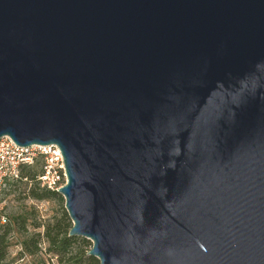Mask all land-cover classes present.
Returning <instances> with one entry per match:
<instances>
[{
	"label": "water",
	"instance_id": "obj_1",
	"mask_svg": "<svg viewBox=\"0 0 264 264\" xmlns=\"http://www.w3.org/2000/svg\"><path fill=\"white\" fill-rule=\"evenodd\" d=\"M3 136L99 264H264V0H0Z\"/></svg>",
	"mask_w": 264,
	"mask_h": 264
},
{
	"label": "rangeland",
	"instance_id": "obj_2",
	"mask_svg": "<svg viewBox=\"0 0 264 264\" xmlns=\"http://www.w3.org/2000/svg\"><path fill=\"white\" fill-rule=\"evenodd\" d=\"M33 167L39 170L40 161L36 162ZM29 189V183L17 180L9 182L7 189L0 193L2 211L10 219L12 227L11 245L8 249L7 259L12 264H61L55 256L47 251V242L43 232L47 223L61 216L62 202L54 198L35 199L29 194ZM23 219L26 220V229L20 227ZM35 225H39V227H35ZM37 232H40V250L35 254H28L24 250L22 242Z\"/></svg>",
	"mask_w": 264,
	"mask_h": 264
},
{
	"label": "trees",
	"instance_id": "obj_3",
	"mask_svg": "<svg viewBox=\"0 0 264 264\" xmlns=\"http://www.w3.org/2000/svg\"><path fill=\"white\" fill-rule=\"evenodd\" d=\"M40 172L33 166H23L20 169L19 181H26L30 184L29 194L35 199L54 198L62 202L61 216L53 219L52 222L44 226L43 236L47 242V251L56 257L61 264H99L97 258L88 254L91 248V242L86 239L69 236L68 232L72 226V222L68 213L63 207V197L56 191L44 190L39 188L36 180L37 174ZM9 183L1 188L0 193L7 189ZM26 220L21 221V228L26 229ZM39 227V225H35ZM12 227L10 222L0 225V264H12L8 259V249L11 245ZM22 245L28 254H35L40 250V232L32 234L28 239L23 240Z\"/></svg>",
	"mask_w": 264,
	"mask_h": 264
},
{
	"label": "built area",
	"instance_id": "obj_4",
	"mask_svg": "<svg viewBox=\"0 0 264 264\" xmlns=\"http://www.w3.org/2000/svg\"><path fill=\"white\" fill-rule=\"evenodd\" d=\"M40 161L36 176L38 186L58 192L67 183V174L60 148L56 144L17 145L9 136L0 138V190L6 183L20 179L23 166H33ZM10 222L0 204V225Z\"/></svg>",
	"mask_w": 264,
	"mask_h": 264
}]
</instances>
